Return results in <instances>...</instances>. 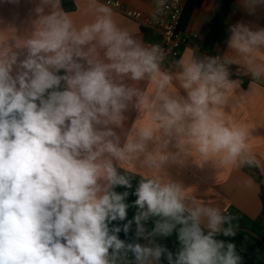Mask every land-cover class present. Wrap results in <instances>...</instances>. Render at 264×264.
<instances>
[{"label":"clouds","instance_id":"clouds-1","mask_svg":"<svg viewBox=\"0 0 264 264\" xmlns=\"http://www.w3.org/2000/svg\"><path fill=\"white\" fill-rule=\"evenodd\" d=\"M60 4L38 0L34 29L12 37L17 51L0 50V264H120L129 253L135 264H160L162 256L168 264H237L234 245L221 253L224 244L213 238L225 218L165 169L183 167L190 156L232 161L244 150L245 131L220 119L232 83L227 61L183 62L185 97L170 91L158 48L120 30L108 8L77 28ZM256 4L264 0H249V12ZM230 31V47L240 52L264 43V31L242 24ZM125 78H147L149 89ZM133 107L151 123H134L122 136L117 129ZM137 162L152 175L140 173L129 204ZM133 223L132 242L120 239ZM174 232L181 245L175 254L157 242Z\"/></svg>","mask_w":264,"mask_h":264},{"label":"crops","instance_id":"crops-1","mask_svg":"<svg viewBox=\"0 0 264 264\" xmlns=\"http://www.w3.org/2000/svg\"><path fill=\"white\" fill-rule=\"evenodd\" d=\"M120 1L145 16L155 17L165 0ZM248 2L249 0H234L227 22L231 27L242 24L252 32L264 31V4H256L254 11L249 12ZM37 3L38 0H20L19 4L0 0V50L11 47L12 51H17L12 46V37H26L34 29V21L39 19L33 11ZM74 3L76 9L73 12H65L62 3L60 8L73 20L77 28L95 22L98 16L103 15L98 12L103 6L110 10L111 18L120 30L128 32L143 47L152 48V44L147 43L145 39L143 26L126 18L121 12L99 0H75ZM221 3L222 0H203L198 7L193 8L191 20L184 32L190 38L189 44L184 47L182 55L171 71L159 67L161 72L172 76L173 88L170 91L186 97L187 91L181 87L179 79L183 72V62L206 58H215L221 63L227 61V70L244 77L248 84L243 87L239 80H231L228 77L232 83L227 92V104L220 109V119L245 131L246 146L240 156L232 161H223L220 157L203 160L198 156H190L183 167L169 163L165 165V169L169 179L179 182L184 189H191V194L196 200L206 207L218 210L222 217L243 215L256 220L262 213L264 195V43L252 46L249 52H240L230 47L232 35L230 31L225 43L217 44L213 52L205 50L197 38L220 12ZM99 51L100 58L103 59V50ZM20 59H23V55ZM15 72L14 66L13 74ZM59 74L63 75V70ZM125 79L127 83L141 91L149 89L147 78L137 82ZM125 116L123 127L117 129L122 136L134 123L138 127L151 123L148 113H140L134 107L130 108ZM155 147V143L150 142L148 150L152 151ZM136 167L135 177L140 178V173L144 172L151 177V171L146 167L141 168L139 162ZM206 225L205 218L201 227L208 232ZM223 227L224 221L215 234L222 233Z\"/></svg>","mask_w":264,"mask_h":264},{"label":"trees","instance_id":"trees-1","mask_svg":"<svg viewBox=\"0 0 264 264\" xmlns=\"http://www.w3.org/2000/svg\"><path fill=\"white\" fill-rule=\"evenodd\" d=\"M75 0H61L63 10L67 13L73 12L76 9ZM203 0H188L182 19L180 23V30L184 33L186 27L188 26L192 11L194 7H198ZM234 0H222L220 12L215 16V18L211 21L208 28H206L201 35L197 38L199 42L202 43L205 50L209 52H213L214 47L219 43H225L228 39L231 26L227 22L229 12L231 10V6ZM145 34V39L147 43L154 45L155 47H159L161 44V38L158 34L150 31L143 30ZM229 78L231 80H239L243 87H246L248 82L247 80L231 71H228ZM255 170V169H254ZM140 178L135 177L132 180L133 188L130 191V195L127 198V203L132 204L136 197L132 195L137 186V182ZM117 192H123L126 189L123 187H117L115 189ZM263 208L261 216L252 220L243 215H235L234 217L227 216L224 219V227L223 232L219 234H214L213 238L224 244V248L221 249V253L227 252V245H234V254L239 257V259L250 249L253 247L255 243H257L264 236V195L262 196ZM135 213V209L130 208L128 211L127 219H132ZM127 223L125 221H113L109 227L119 226L122 228L123 224ZM153 226L152 222L149 221L146 225L149 229ZM231 228L233 235H224V230ZM204 233L207 234L203 229ZM118 237L126 242H132V239L135 235V223H133L132 228L129 234L126 236L123 231L117 234ZM142 244V240L138 241ZM157 242L164 245L169 251L174 254L181 248L180 242L177 239V233L174 232L171 236L165 238H157ZM129 264H135L134 257L129 253ZM238 259V260H239ZM161 264H168L166 257H161ZM244 264H264V247L256 252L253 256H251Z\"/></svg>","mask_w":264,"mask_h":264},{"label":"built area","instance_id":"built-area-1","mask_svg":"<svg viewBox=\"0 0 264 264\" xmlns=\"http://www.w3.org/2000/svg\"><path fill=\"white\" fill-rule=\"evenodd\" d=\"M108 7L121 12L126 18L140 23L144 30L158 34L161 44L159 66L171 71L182 55L183 49L189 44L190 38L180 30L181 19L188 0H165L155 17L145 16L142 12L125 6L120 0H99ZM152 47H155L152 45ZM129 262V258L122 260Z\"/></svg>","mask_w":264,"mask_h":264},{"label":"water","instance_id":"water-1","mask_svg":"<svg viewBox=\"0 0 264 264\" xmlns=\"http://www.w3.org/2000/svg\"><path fill=\"white\" fill-rule=\"evenodd\" d=\"M264 247V236L253 245L238 261L237 264H244L251 256Z\"/></svg>","mask_w":264,"mask_h":264},{"label":"rangeland","instance_id":"rangeland-1","mask_svg":"<svg viewBox=\"0 0 264 264\" xmlns=\"http://www.w3.org/2000/svg\"><path fill=\"white\" fill-rule=\"evenodd\" d=\"M141 240H142L143 244L147 243V241H145L143 238H141ZM120 264H129V262L123 261V262H120ZM160 264H161V261H160Z\"/></svg>","mask_w":264,"mask_h":264}]
</instances>
